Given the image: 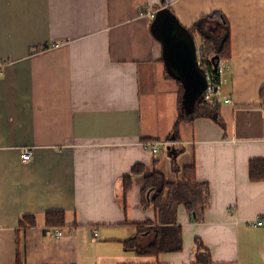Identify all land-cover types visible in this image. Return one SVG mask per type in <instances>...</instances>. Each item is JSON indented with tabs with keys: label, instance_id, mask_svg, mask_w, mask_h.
<instances>
[{
	"label": "crops",
	"instance_id": "1",
	"mask_svg": "<svg viewBox=\"0 0 264 264\" xmlns=\"http://www.w3.org/2000/svg\"><path fill=\"white\" fill-rule=\"evenodd\" d=\"M150 7L189 28L213 10L230 21L232 56L209 101L218 117L184 120L177 140L184 86L156 15L140 14ZM1 59L0 264H264V223L250 224L264 219V179L250 170L264 161V0H0ZM173 152L208 183L209 203L196 221L177 206L182 249L138 254L124 241L157 215L143 206L144 178H182ZM136 163L145 172L125 194ZM52 210L65 212L63 228L47 225Z\"/></svg>",
	"mask_w": 264,
	"mask_h": 264
},
{
	"label": "trees",
	"instance_id": "2",
	"mask_svg": "<svg viewBox=\"0 0 264 264\" xmlns=\"http://www.w3.org/2000/svg\"><path fill=\"white\" fill-rule=\"evenodd\" d=\"M167 2V0H164ZM173 12V11H170ZM174 13V12H173ZM196 36L203 40L200 49L203 64L207 69L211 66V58L218 54L220 59H229L232 56L230 21L220 10H213L198 18L189 28ZM219 81V73H216ZM183 93L179 103V117L168 136V140L179 139V126L184 120L194 119L199 116L214 115L218 117V102L210 103L202 95L194 104L183 103ZM173 169L176 173L181 170L184 176L177 180H168L157 169L144 178L142 189V202L144 207L153 205L156 210V221L146 220L139 223L138 233L124 241L125 247L143 255H159L163 251L180 250L183 247L182 228L177 221V206L184 204L193 220H200L205 207L209 203L210 187L207 182L198 179L194 165L180 167L177 161V152L172 153ZM251 176L257 180L264 179V161L254 159L251 161ZM145 165L136 163L131 173L123 178L124 193L126 194L133 185V175L144 174ZM65 212L52 210L47 212V225L51 227L65 226ZM145 238L143 241L142 239ZM198 255L202 251L209 253L203 243H197ZM210 260V255H208Z\"/></svg>",
	"mask_w": 264,
	"mask_h": 264
},
{
	"label": "water",
	"instance_id": "3",
	"mask_svg": "<svg viewBox=\"0 0 264 264\" xmlns=\"http://www.w3.org/2000/svg\"><path fill=\"white\" fill-rule=\"evenodd\" d=\"M155 23L163 42L167 70L183 83V103L194 104L208 85V71L200 62L196 36L167 7L159 9ZM211 60L217 71L220 56L216 54Z\"/></svg>",
	"mask_w": 264,
	"mask_h": 264
},
{
	"label": "built area",
	"instance_id": "4",
	"mask_svg": "<svg viewBox=\"0 0 264 264\" xmlns=\"http://www.w3.org/2000/svg\"><path fill=\"white\" fill-rule=\"evenodd\" d=\"M157 9L150 7V8H146L144 10H141L140 14L141 15H148L151 17H154L156 15ZM7 62V60H0V75L3 73V69H4V64ZM200 62L201 64H205L207 61L203 60L202 58H200ZM208 71V85L203 93L205 100L207 101H213L215 99H217V95L219 93V87L221 85V67L219 64V68L217 71L214 70V65L213 63H211V66L209 67V69H207ZM219 73V81H217L216 79V73ZM262 101L264 102V95L262 96ZM225 102H231V98L226 97L225 98ZM145 144L147 146L152 147V149L154 151L158 150V146L156 142H150L147 141L145 142ZM33 157V149L31 147H23L22 148V153H21V159L23 162H27L30 161ZM264 223V219H258L256 221H252L250 224L252 225H261ZM63 234V231L61 229H56L53 232V235L55 237H59Z\"/></svg>",
	"mask_w": 264,
	"mask_h": 264
},
{
	"label": "rangeland",
	"instance_id": "5",
	"mask_svg": "<svg viewBox=\"0 0 264 264\" xmlns=\"http://www.w3.org/2000/svg\"><path fill=\"white\" fill-rule=\"evenodd\" d=\"M201 43H202V40H201V39H198V40H197L198 48L200 47Z\"/></svg>",
	"mask_w": 264,
	"mask_h": 264
}]
</instances>
